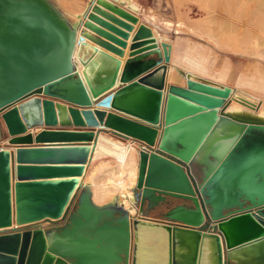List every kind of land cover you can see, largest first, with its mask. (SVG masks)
Returning <instances> with one entry per match:
<instances>
[{"label": "water", "instance_id": "obj_1", "mask_svg": "<svg viewBox=\"0 0 264 264\" xmlns=\"http://www.w3.org/2000/svg\"><path fill=\"white\" fill-rule=\"evenodd\" d=\"M117 3L74 28L50 0H0V264H264V124L225 112L229 87L187 79L219 105L168 89L171 45L143 23L121 71L140 20ZM103 132L151 150L127 209L81 182Z\"/></svg>", "mask_w": 264, "mask_h": 264}, {"label": "bare ground", "instance_id": "obj_2", "mask_svg": "<svg viewBox=\"0 0 264 264\" xmlns=\"http://www.w3.org/2000/svg\"><path fill=\"white\" fill-rule=\"evenodd\" d=\"M66 1L70 2L73 10L69 12L68 17H63L72 27L76 28L85 13L87 4L76 0ZM119 1L121 3H125L133 10L137 9V3L133 1ZM194 1L203 4L207 10L214 7H221L226 13H231L237 18H245L249 24L248 27L242 31V34L237 35L236 39H232L231 32H238V28L233 26L227 20L224 21L222 27L220 28L216 19L217 16L212 17L209 34L215 38L216 42L224 46H232L237 50L242 51L244 55L264 56V0ZM51 2L56 9H58L57 2ZM215 14L218 13L215 11ZM143 22L151 28L153 35L156 33L159 40L161 39L160 42H166L171 45L170 63L171 65L173 64L174 67L171 69L168 68L166 81L169 80L171 83H179L183 80L187 81V79H190L192 81L200 82L202 79L193 70L207 72V69H211L213 76L218 79V82L213 84L228 87L223 84V80L230 76V68L229 66L224 65L221 69H216L214 67L215 62L217 61L216 56L208 54L199 55L198 50L189 44L180 45L177 41H172V43H170L165 29L158 27L155 23H153V21L147 22V20H143ZM154 39L157 41L155 37ZM254 43H258L261 47L258 52L255 50ZM180 46L183 47V50L179 48ZM188 50L192 52V55L187 53ZM178 52L180 56L178 55ZM172 54L174 55L173 60ZM74 57L76 59V51ZM179 61H181L184 65H187L189 70H186V72L183 73V71L175 64ZM76 63H78L77 60ZM209 65L212 67H207ZM79 72L83 78L81 67L79 68ZM235 80L238 87L231 88L232 93L225 112L237 119L264 124V96L258 91V89H264V68L257 65L247 67L240 74L236 75ZM209 82L212 83L211 81ZM172 90L183 97L202 102L206 105H219L221 103L220 98L191 91L187 88V86H183L181 84H172ZM157 144L158 140L156 141L154 147H156ZM94 152V159H104L107 157H113L115 159L114 164H110L107 161L105 164L95 167L91 177L89 178L93 185L98 187L99 185L102 186L100 190L95 192V194L93 193L94 203L98 206H102L104 203L112 201L115 194L119 191L121 192L122 190L124 192L129 185L132 187L136 185L139 175V153L133 147H124L121 141L115 140L114 138L103 134L99 135ZM128 199H131V197H128ZM112 202H114V200ZM127 205L129 206V201L126 202V207L122 206L127 209ZM254 212H256V210H254ZM230 258L234 264H259V259L255 256V253H252L251 255L247 249L232 252ZM50 263V258H46L43 264Z\"/></svg>", "mask_w": 264, "mask_h": 264}, {"label": "rangeland", "instance_id": "obj_3", "mask_svg": "<svg viewBox=\"0 0 264 264\" xmlns=\"http://www.w3.org/2000/svg\"><path fill=\"white\" fill-rule=\"evenodd\" d=\"M57 2V7L61 14L65 17H68V14L72 9L70 2L66 0H51ZM83 3H88L89 0H76ZM145 1V0H144ZM163 1V10L159 14L155 13V10L152 9L151 3L153 0H148L150 3L149 11L147 12L149 16H145V20L148 22L155 23L158 27H161L167 31V37L169 40L177 41L182 44H189L190 46H194L196 50H198V54H208L217 57V61L215 62L214 67L216 69H221L224 65L229 66L230 68V76L223 80V84L230 88L238 87V84L235 80L237 74H240L247 67H252L257 65L259 67L264 68V56L254 55L248 56L244 55L242 51L237 50L234 47L224 46L218 42H216L215 38H213L209 34V29L212 24V17L217 16L218 26L221 28L224 21L227 20L233 26L238 28V32H231L232 39H236L237 35L242 34V31L248 27V23L245 18H237L233 14H229L224 12V10L220 7H214L212 9H205V6L201 3H198L194 0H162ZM216 13L218 14H215ZM226 21V22H227ZM244 34V33H243ZM255 50L258 52L261 47L258 43H254ZM183 50V47H179ZM190 55L192 52L188 50ZM179 55V52H178ZM180 56V55H179ZM183 73L186 70H189L187 65H184L181 61L175 63ZM211 68L212 66H207ZM195 71L202 80L211 81L212 83L218 82L217 78L213 76L211 73V69H207V72H203L200 70ZM222 82V81H221ZM187 86V81L183 80L179 83H171ZM258 91L264 96V89H258ZM228 105V103H227ZM105 134V133H101ZM108 134V133H106ZM109 135V134H108ZM112 136V135H110ZM5 134L2 133V137L0 139V143L3 141ZM115 137V136H114ZM135 142V141H134ZM5 144V141H3ZM124 144V147H127ZM134 148V147H133ZM135 149V148H134ZM136 150V149H135ZM110 164H114L115 161ZM196 173L200 175L199 169L196 168ZM159 213H155L154 215H158ZM40 225H44L39 223ZM33 227V226H30Z\"/></svg>", "mask_w": 264, "mask_h": 264}, {"label": "crops", "instance_id": "obj_4", "mask_svg": "<svg viewBox=\"0 0 264 264\" xmlns=\"http://www.w3.org/2000/svg\"><path fill=\"white\" fill-rule=\"evenodd\" d=\"M130 1H133V2L137 3V9L136 10H133V9L129 8L125 3H121L120 2V3H117V5L119 7H121V8H124L128 12L134 14L135 16H137L140 19V23L138 25H136V26L134 25V31L131 33V37L128 40V47H127V49H125V57L124 58H119L123 62L121 71L123 69V66H124L126 60L129 59V54L131 53L130 46L132 45V39L135 36V34H136V32H137V30L139 28V25L141 23L146 24L145 22H143V20H145V16L146 17L149 16V14L147 12L149 11V9H151L150 6H149L151 2H148V0H145V1L144 0H130ZM91 2H92V0H89L88 1L86 10L89 9ZM155 13L160 15V12L155 11ZM154 37L157 39V42L160 43L161 39L159 40V37H157L156 33H154ZM143 41H146V40H143ZM172 41L173 40H169L170 43H172ZM146 47H148V46H146ZM145 48H141V49H145ZM135 51H138V50H135ZM173 56L174 55L172 54V60H173ZM153 58L158 59L157 56H154ZM172 67H174V65L173 64L171 65V63H170L169 64V68L171 69ZM166 85H167V88L168 89H172V84H171V82H169V80L166 81ZM108 134L105 133L103 135H106L108 137L114 138L115 140H119L122 143H125V145L127 147H134L137 152L141 148V145L142 144H140L138 142H134L133 140L124 139V138L119 137V136H117V135H115L113 133H108ZM110 135H112V136H110ZM0 148H5V145L3 144V142L0 143ZM94 156H95V152L91 156L90 162H89L88 166L86 167V173L82 177L81 182L84 183V184H89L91 186V188H92L93 193L95 194V192L98 191V190H100L102 186H100V185H99V187L98 186H95L89 180V178L91 177V174H92L94 168L97 167V166H99V165L101 166V165L105 164L107 161L108 162L109 161L113 162V161H115V159L113 157H107V158H104V159H94ZM134 187H135V185L133 187L131 185H129L124 190V192L121 190V192L119 191L118 193L115 194V196L112 199V201L114 200V202L108 201L107 203H104V205L105 204L107 205L108 203H109L108 205L114 203V204H120V205L125 206L126 202H128L127 201L128 200V197H131V200L133 199L134 193H133L132 190L134 189ZM93 199H94V197H93ZM132 213H134V211ZM145 219L148 220V221H157V222H161V223L164 222L163 220H161L160 218H158L156 216H149V217H146ZM66 223H67L66 221H61L60 223L57 224V229H59V227L60 228L65 227L66 226ZM33 229H44V230H48V231L56 230V229L51 228V227L46 226V225H40V226L39 225H36V226H33V227L24 228L23 230H33Z\"/></svg>", "mask_w": 264, "mask_h": 264}, {"label": "built area", "instance_id": "obj_5", "mask_svg": "<svg viewBox=\"0 0 264 264\" xmlns=\"http://www.w3.org/2000/svg\"><path fill=\"white\" fill-rule=\"evenodd\" d=\"M140 149H144V150H146L148 152H151V150H149V148L147 146L143 145V144L141 145V148ZM61 221H65V220H57V221L50 220V221H42L40 223L41 224H44L46 226H49L51 228L57 229V224L60 223ZM36 225H39V223L34 224V225H30V226H36ZM30 226H27V227H30ZM27 227H25V228H27Z\"/></svg>", "mask_w": 264, "mask_h": 264}]
</instances>
